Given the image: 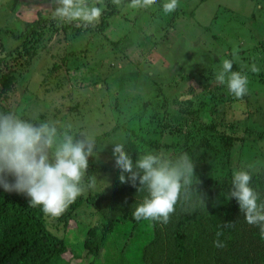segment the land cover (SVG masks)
Returning a JSON list of instances; mask_svg holds the SVG:
<instances>
[{
  "label": "trees",
  "instance_id": "trees-1",
  "mask_svg": "<svg viewBox=\"0 0 264 264\" xmlns=\"http://www.w3.org/2000/svg\"><path fill=\"white\" fill-rule=\"evenodd\" d=\"M134 1L137 0L117 3L105 0V8L97 14L96 27L82 18L88 14L84 13L85 6L81 12L72 13L73 18L67 13L70 21L58 27L54 20L47 24L37 11L35 19L24 22L22 41L9 49L0 47L4 52L0 51V264H67L59 255L65 237L57 235L58 230L66 227L69 217L81 206L98 211L102 203L111 204V216L99 225L80 221L77 224L82 229L79 243L85 259L91 256L85 264H264V158L260 157L264 156V149L256 145L257 141L264 145L263 135L259 140L232 135L236 128L231 120L228 123L226 116L231 115L238 104L249 100L251 79L264 85V69L257 68L264 61V55L256 60V54H251L254 46L240 54L239 59L248 65L242 68L239 59L235 63L231 58L233 53H217L204 48V54H199L202 60L198 72L191 71L179 77L169 72L168 83H180L177 86L180 92L168 97L154 81L151 84L156 86L155 103L140 99L137 110L129 114L122 110L123 118L118 119L119 124L109 132L114 138L112 147L118 158L116 167L108 168L113 182L102 192L85 194L81 188L68 186V167L36 155L26 134L9 138L12 112L7 100L14 82L9 81L4 72L17 66H30L31 58L40 47L43 31L59 28L62 39L71 41L72 35L76 38L75 52L62 51V80L68 78L71 72L79 70L78 59L93 62L90 54L94 48H87L86 44H93L95 37L110 42L105 32L114 20L129 28L126 36H131L130 41L135 34L142 36L136 33L139 27L135 23L138 12ZM157 1L158 11L144 10L153 19L154 27L150 31L160 32L155 36L160 42L176 14L171 13L165 22L164 11L158 7L163 3ZM183 1L188 10L193 11L206 0ZM128 8L132 10L127 12L129 19L124 12ZM144 37L155 44L150 36ZM182 39L177 40L178 46ZM80 45L83 48L80 49ZM96 50L101 52L103 45ZM260 50L262 55L264 47ZM257 57L261 56L257 54ZM88 74L96 77L93 72ZM189 78L200 84L199 91L189 84L181 90ZM103 93L104 98L105 89ZM186 95V99H178ZM29 97L28 94L24 100ZM112 101L116 103L117 99ZM34 107L38 108V104ZM175 110V114L183 117V122L175 123L178 118L173 116L174 123L158 119L159 112L174 115ZM39 115L42 117L44 113ZM20 117L28 120L25 115L20 114ZM31 124V127L36 125L34 121ZM212 140L221 142L214 145ZM238 140L242 143L236 145ZM250 143L259 156L251 157L254 155L246 152L248 156L240 161L237 150L245 146L250 148ZM7 147L13 150L4 153ZM198 164L210 170L203 174L198 171ZM156 184L160 186L159 196L156 193V211L140 205V200L136 201L137 208L132 207L131 202H124L133 196L141 198L147 190L156 192ZM42 188L46 193L44 198L40 196ZM254 203L261 207L257 226L254 224L257 219H250L255 214L252 209L250 216H246L247 208ZM45 212L46 218L43 217ZM163 216L176 221V227L167 234L166 249L153 246L157 241L156 223ZM188 227L191 230L185 229Z\"/></svg>",
  "mask_w": 264,
  "mask_h": 264
},
{
  "label": "rangeland",
  "instance_id": "rangeland-1",
  "mask_svg": "<svg viewBox=\"0 0 264 264\" xmlns=\"http://www.w3.org/2000/svg\"><path fill=\"white\" fill-rule=\"evenodd\" d=\"M77 1L79 3L71 4L69 0H0V47L9 49L22 41L23 22L35 19L37 11L47 20V24L54 20L58 27L62 22L70 21L67 13L73 18L75 15L72 13L78 10L81 12L85 6L84 13L88 14L82 18L91 27H96L97 14L105 8V0ZM112 1L117 3L120 0ZM156 1L133 2L138 12L135 23L139 29L136 33L142 36L135 34L130 41L131 36L130 38L126 36L129 28L114 20L109 23L105 32V36L110 39L109 43H105L102 37H95L93 44L82 41L87 48L93 46L94 52L90 54L93 62L78 59L76 66L79 70L71 72L66 79L62 80V51L75 52L77 45L74 44L76 38L72 37L73 35L69 37L71 41L62 39L59 28L52 32L50 31L53 28L43 31L40 47L31 58L30 66H17L4 72L9 81L14 82V88L7 100V107L12 112V121L9 125L10 140L26 134L33 152L68 167L69 172L66 171L68 186L81 188L85 194L102 192L107 186H111L113 175L108 168L109 166L115 168L118 158L115 147H112L114 138L109 132L119 124L118 119L123 118L122 110L128 112L127 114L131 113L141 105L140 99L156 102L157 98L154 95L156 86L151 84L152 82L159 83L162 92L168 97L180 92L177 89L180 83L176 81L168 83L166 78L169 72L175 77L191 71L198 72V65L202 60L199 54H204V48L217 53H233L231 58L235 63L242 56L240 54L246 49L250 50L251 46H254L251 54H256V60L264 55V52L261 55L260 50L264 47V0H206L193 11L188 10L183 0H161L162 7H158L164 11V21L168 22L167 17L173 12L178 14V17L175 15L172 26L164 31L165 38L160 39V42L155 39L160 32L150 31L154 23L150 13L145 11H158ZM181 10L183 12H180ZM131 11L129 8L124 11L128 19L127 12ZM144 36H150L152 38L150 40L155 41V44L152 45ZM182 37L183 42L178 46L177 40ZM100 45H103L101 52L96 50ZM81 48L83 46L80 45ZM0 51L3 52L2 49ZM195 51L197 53L193 54ZM257 54L261 57H257ZM238 64L241 68L248 66L241 59ZM257 68L259 71L263 70L264 61ZM88 72H93L92 75L96 77H91ZM45 78L46 81H43ZM195 80L189 78L181 90L189 84L199 91L200 84ZM249 87L252 89L249 100L238 104L234 112L226 116L229 119L228 123L231 120L233 128H236L232 135L257 140L263 135L264 141V85L251 79ZM104 89L107 94L103 98ZM28 94L30 97L24 100ZM187 97L188 95L180 96L178 99ZM113 99H117L116 103L119 105L113 102ZM36 104L38 108L34 107ZM227 110L232 111L230 108ZM38 113H44V116H37ZM159 113L158 119L161 118L162 121L167 119L174 123L173 116L178 118L175 119V123L183 122V117L175 114L176 110L174 115ZM20 114L27 116L29 121L25 118L22 120ZM31 121L36 124L34 127H31ZM211 142L219 145L221 141ZM235 143L237 145L242 141L238 140ZM256 145L264 149L261 141H257ZM249 146L250 148L245 146L242 150H237L240 161L248 156L246 152L254 155L251 157L259 156L254 153L257 149L251 143ZM12 150L11 147H7L4 153H10ZM197 169L203 174L210 170L208 166L201 167L200 164L197 165ZM154 187L156 192L147 190L142 193L141 198L133 196L124 202H131V206L137 208L136 201L140 200V205H146L156 211L158 202L156 193L159 196L160 193L157 191L160 186L156 184ZM40 196L42 198L46 196L43 188L40 190ZM250 209L255 213L253 217L250 216ZM260 209L261 207L254 203V206L247 208L246 211V216H250V219H257L254 223L256 226L261 218V214L258 213ZM79 210L69 217L66 227L57 232L60 237H65L59 255L67 264H85L91 259V256L85 259L84 249L79 243L83 237L82 229L77 225L79 221L87 225H99L107 216L113 214L109 203H102L98 211L84 206ZM46 216L47 212L43 214V217ZM156 224L157 241L153 246L166 249L169 243L167 234L170 229L176 227V221L163 216ZM185 229L191 230L189 227Z\"/></svg>",
  "mask_w": 264,
  "mask_h": 264
},
{
  "label": "clouds",
  "instance_id": "clouds-1",
  "mask_svg": "<svg viewBox=\"0 0 264 264\" xmlns=\"http://www.w3.org/2000/svg\"><path fill=\"white\" fill-rule=\"evenodd\" d=\"M31 22V21H30ZM23 27H24V22H23Z\"/></svg>",
  "mask_w": 264,
  "mask_h": 264
}]
</instances>
